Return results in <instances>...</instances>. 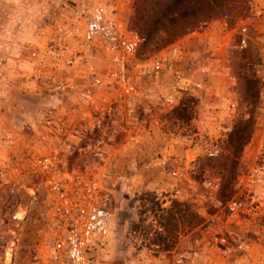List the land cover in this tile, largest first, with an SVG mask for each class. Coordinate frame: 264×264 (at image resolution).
Instances as JSON below:
<instances>
[{"label":"rangeland","instance_id":"374dc122","mask_svg":"<svg viewBox=\"0 0 264 264\" xmlns=\"http://www.w3.org/2000/svg\"><path fill=\"white\" fill-rule=\"evenodd\" d=\"M136 2L0 0V264H31L38 243L35 215L27 221L16 217L29 195L5 181L2 165L24 167L30 152L39 151L37 124L49 115L50 106L67 108L66 117L77 119L82 94L91 87L84 73L99 60L78 46L73 28L84 10L101 5L109 18L134 30ZM254 6L262 14L251 22V52L244 58L222 48V26L212 23L225 13L249 16ZM218 17L177 40L188 37L182 45L184 58L171 69L140 77L137 112L146 120L157 114L159 131L144 132L143 140L133 144L106 129L113 132L115 148L102 160L95 152L103 132L95 117L87 118L83 149L71 161L98 173L109 191L111 211L109 235L90 264H264V0L231 2ZM13 28L14 34L8 35ZM158 51L141 49L140 55L146 59ZM68 58L79 59L76 69L56 65ZM176 71L203 84L197 93L183 94L180 104L191 101L188 121L174 114L177 106L163 105ZM243 75L260 80L255 126L240 158L236 193L222 203L217 161L229 155L227 143L237 119H248L252 110L243 100ZM67 77L73 79L74 92L52 95L55 79L66 83ZM166 137L171 142L164 145ZM211 148L219 149L217 157L208 155ZM166 149L173 151L167 158ZM196 213L204 219L200 227Z\"/></svg>","mask_w":264,"mask_h":264},{"label":"built area","instance_id":"2783aa9c","mask_svg":"<svg viewBox=\"0 0 264 264\" xmlns=\"http://www.w3.org/2000/svg\"><path fill=\"white\" fill-rule=\"evenodd\" d=\"M253 8L246 17L232 18L225 13L215 20L222 26V48L238 50L248 46L251 22L262 14L261 9ZM72 33L79 39L78 46L88 48L99 60L84 73L91 87L84 92L79 117L69 119L61 107L50 106L49 115L37 124L39 151L30 152L24 167L2 165L5 181L22 187L29 195L28 204L16 217L27 221L35 215L38 243L31 264H90L96 260L95 254L110 232L109 191L97 172L71 161L83 149L85 127L90 123L87 118L95 117L103 132L95 152L99 159L111 157V149L115 148L111 142L113 132L108 133V128L119 132L124 142L138 140L144 130L136 108L141 96L140 77L168 71L185 56L184 42L180 40L142 58L143 39L139 33L123 21L109 18L101 5L84 10ZM78 63L79 59L68 58L56 65L76 69ZM66 79V83L55 79L56 85L49 88L52 95L74 92L73 79ZM202 86L194 75L176 71L172 92L164 97L163 105L173 109L183 94L193 95ZM261 99L264 111V90ZM207 152L210 157L219 155L218 148ZM204 185L217 188L212 182Z\"/></svg>","mask_w":264,"mask_h":264},{"label":"trees","instance_id":"16d2710c","mask_svg":"<svg viewBox=\"0 0 264 264\" xmlns=\"http://www.w3.org/2000/svg\"><path fill=\"white\" fill-rule=\"evenodd\" d=\"M239 1L241 0H137L131 25L143 39L140 54L141 49L156 51L165 48L220 16L229 3ZM13 22L18 23L17 19ZM15 28L8 30L7 34H14ZM248 46L233 51L238 56L246 55L244 57L246 58L251 52V50L248 52ZM253 78L246 75L240 78L243 85V100L252 107L250 117L237 119L227 143L229 155L217 161L221 169L222 180L218 198L222 203L229 201L236 193V183L242 171L240 158L251 139L255 126L254 111L259 95L260 80ZM174 114L180 120H190L192 118L191 101H183L174 109ZM195 217L196 226L200 227L204 219L201 214L197 213Z\"/></svg>","mask_w":264,"mask_h":264},{"label":"crops","instance_id":"0c3cea01","mask_svg":"<svg viewBox=\"0 0 264 264\" xmlns=\"http://www.w3.org/2000/svg\"><path fill=\"white\" fill-rule=\"evenodd\" d=\"M217 23H219V22H217V21H214V23H212V24H215V25H217ZM188 37H186V38H184V39H182L181 41L182 42H185V39H187ZM190 38V37H189ZM180 41V40H179ZM178 41V42H179ZM180 41V42H181ZM221 48V47H220ZM204 70H207L206 69V67L204 68ZM82 94V93H81ZM85 93L83 92V94L82 95H84ZM59 106V105H58ZM60 107V106H59ZM64 111H67V108H64V107H61ZM139 114V117H140V119L144 122V124H143V132L142 133H146V134H149L151 131L153 132V133H155V132H157V131H159V129L161 128V125L159 126L158 125V123H159V121H158V117H157V114H155V118L154 119H152V120H146V119H142L141 118V115H140V113H138ZM141 140H143V139H141V136H140V138L138 139V140H136V141H131V142H133V144H135V143H138V142H140ZM168 140H171L170 138H168V137H166V138H164L162 141H161V143L162 144H167V143H169L170 144V142L171 141H168ZM128 143H130V142H128ZM189 152V151H188ZM187 152V153H188ZM173 154V151L172 150H170V151H167V149H166V153H163V155H164V157L165 158H167V157H169V155H172ZM161 159V158H160Z\"/></svg>","mask_w":264,"mask_h":264}]
</instances>
